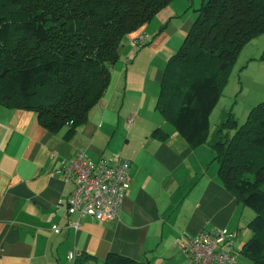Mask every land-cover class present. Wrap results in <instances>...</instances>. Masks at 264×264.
<instances>
[{
    "label": "crops",
    "instance_id": "crops-1",
    "mask_svg": "<svg viewBox=\"0 0 264 264\" xmlns=\"http://www.w3.org/2000/svg\"><path fill=\"white\" fill-rule=\"evenodd\" d=\"M171 20L154 34L151 20L124 39L105 94L70 139L32 111L0 107V264H73L81 253L92 256L87 264L109 253L189 264L181 237L224 229L236 235L222 246L233 252L249 238L254 213L219 182L212 148L189 146L155 109L167 52L178 43L164 29ZM137 34L148 36L146 45L133 44ZM156 128L168 136L158 139ZM78 151L93 162H130L118 218L67 213L73 185L60 168Z\"/></svg>",
    "mask_w": 264,
    "mask_h": 264
},
{
    "label": "trees",
    "instance_id": "trees-1",
    "mask_svg": "<svg viewBox=\"0 0 264 264\" xmlns=\"http://www.w3.org/2000/svg\"><path fill=\"white\" fill-rule=\"evenodd\" d=\"M171 1L0 0V107L32 111L42 127L70 139L105 94L124 39ZM194 12L167 58L155 109L189 146L212 148L219 182L254 213L239 251L264 264V99L240 124L229 112L217 138L208 140L229 69L242 47L264 32V0H202ZM152 134L168 136L160 128ZM92 259L81 253L73 264ZM102 264L148 259L109 253Z\"/></svg>",
    "mask_w": 264,
    "mask_h": 264
},
{
    "label": "built area",
    "instance_id": "built-area-1",
    "mask_svg": "<svg viewBox=\"0 0 264 264\" xmlns=\"http://www.w3.org/2000/svg\"><path fill=\"white\" fill-rule=\"evenodd\" d=\"M147 40V35L138 34L133 43L143 45ZM129 167L130 162L122 157H116L113 162H93L85 151L75 153L60 168L63 180L73 185L67 200V213L101 221L118 218L131 183ZM234 236V232L224 229L201 231L191 237H181L177 244L189 264H234V253L222 247ZM68 257L73 259L74 255L68 253Z\"/></svg>",
    "mask_w": 264,
    "mask_h": 264
},
{
    "label": "rangeland",
    "instance_id": "rangeland-1",
    "mask_svg": "<svg viewBox=\"0 0 264 264\" xmlns=\"http://www.w3.org/2000/svg\"><path fill=\"white\" fill-rule=\"evenodd\" d=\"M201 1L202 0H172L151 19L153 21L150 20L151 23H153L151 26H154V28L149 27L148 30L152 31L154 34V31L156 32L159 27H165L167 18L172 16V20L169 22L168 27L164 29L174 32L178 43L173 52H167V57L177 51L181 45L194 20V9L200 6ZM172 35L174 34L172 33ZM173 40L175 43L176 40L172 36V41ZM263 53L264 32L249 40L242 47L232 67L229 69L227 82L222 89V94L209 117L210 127L208 140L216 139L217 127L226 119L229 112L240 124L245 120L251 108L264 99ZM168 124L172 126L170 123ZM246 208L249 212H253L248 207ZM240 248L237 247L234 250V264H253L251 260L240 253Z\"/></svg>",
    "mask_w": 264,
    "mask_h": 264
},
{
    "label": "water",
    "instance_id": "water-1",
    "mask_svg": "<svg viewBox=\"0 0 264 264\" xmlns=\"http://www.w3.org/2000/svg\"><path fill=\"white\" fill-rule=\"evenodd\" d=\"M4 71H5V68H4V70L2 71L1 75L4 73Z\"/></svg>",
    "mask_w": 264,
    "mask_h": 264
}]
</instances>
